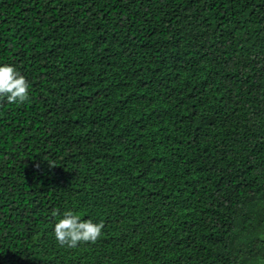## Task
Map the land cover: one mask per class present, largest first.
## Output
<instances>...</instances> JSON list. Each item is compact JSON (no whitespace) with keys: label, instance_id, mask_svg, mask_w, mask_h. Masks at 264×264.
<instances>
[{"label":"trees","instance_id":"1","mask_svg":"<svg viewBox=\"0 0 264 264\" xmlns=\"http://www.w3.org/2000/svg\"><path fill=\"white\" fill-rule=\"evenodd\" d=\"M4 64L0 264H264V0H0Z\"/></svg>","mask_w":264,"mask_h":264},{"label":"clouds","instance_id":"2","mask_svg":"<svg viewBox=\"0 0 264 264\" xmlns=\"http://www.w3.org/2000/svg\"><path fill=\"white\" fill-rule=\"evenodd\" d=\"M30 87V83L15 67L9 64L0 66V101L23 105L30 100ZM58 215V210L52 212L53 217ZM104 227L103 222L81 220L78 214L65 211L63 218L54 226V236L60 246L76 248L84 244L97 243L103 235Z\"/></svg>","mask_w":264,"mask_h":264}]
</instances>
